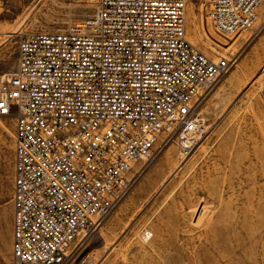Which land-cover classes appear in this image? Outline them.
<instances>
[{
    "label": "built area",
    "instance_id": "obj_1",
    "mask_svg": "<svg viewBox=\"0 0 264 264\" xmlns=\"http://www.w3.org/2000/svg\"><path fill=\"white\" fill-rule=\"evenodd\" d=\"M264 0H202L227 39L252 29ZM0 76V117L15 119L13 252L4 264H66L131 186L139 160L167 144L185 164L207 134L204 91L232 61L187 32V0H98L57 32L18 34Z\"/></svg>",
    "mask_w": 264,
    "mask_h": 264
},
{
    "label": "rangeland",
    "instance_id": "obj_2",
    "mask_svg": "<svg viewBox=\"0 0 264 264\" xmlns=\"http://www.w3.org/2000/svg\"><path fill=\"white\" fill-rule=\"evenodd\" d=\"M98 0H0V76L16 70L18 34L64 29ZM187 0V32L212 59L232 61L198 100L207 134L181 163L175 144L137 161L131 186L66 264H264V2L251 30L202 29ZM15 119L0 117V264L12 257Z\"/></svg>",
    "mask_w": 264,
    "mask_h": 264
},
{
    "label": "bare ground",
    "instance_id": "obj_3",
    "mask_svg": "<svg viewBox=\"0 0 264 264\" xmlns=\"http://www.w3.org/2000/svg\"><path fill=\"white\" fill-rule=\"evenodd\" d=\"M61 30H63V29H61ZM61 30H58V31H61ZM54 32H57V31H54Z\"/></svg>",
    "mask_w": 264,
    "mask_h": 264
}]
</instances>
